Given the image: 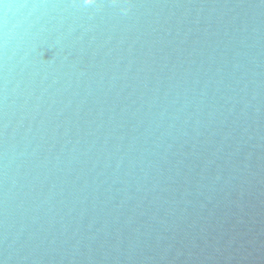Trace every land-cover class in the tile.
I'll return each mask as SVG.
<instances>
[{
	"label": "water",
	"instance_id": "water-1",
	"mask_svg": "<svg viewBox=\"0 0 264 264\" xmlns=\"http://www.w3.org/2000/svg\"><path fill=\"white\" fill-rule=\"evenodd\" d=\"M0 264H264V0H0Z\"/></svg>",
	"mask_w": 264,
	"mask_h": 264
},
{
	"label": "clouds",
	"instance_id": "clouds-1",
	"mask_svg": "<svg viewBox=\"0 0 264 264\" xmlns=\"http://www.w3.org/2000/svg\"><path fill=\"white\" fill-rule=\"evenodd\" d=\"M85 2L87 3V2H88V0H85Z\"/></svg>",
	"mask_w": 264,
	"mask_h": 264
}]
</instances>
